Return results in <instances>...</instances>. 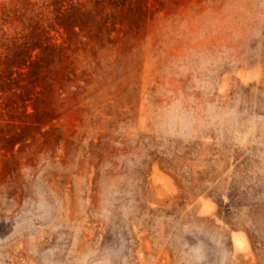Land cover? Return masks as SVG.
Here are the masks:
<instances>
[{
	"label": "rangeland",
	"instance_id": "1",
	"mask_svg": "<svg viewBox=\"0 0 264 264\" xmlns=\"http://www.w3.org/2000/svg\"><path fill=\"white\" fill-rule=\"evenodd\" d=\"M114 1L0 0L54 43L48 122L0 114V264H264V0Z\"/></svg>",
	"mask_w": 264,
	"mask_h": 264
},
{
	"label": "trees",
	"instance_id": "2",
	"mask_svg": "<svg viewBox=\"0 0 264 264\" xmlns=\"http://www.w3.org/2000/svg\"><path fill=\"white\" fill-rule=\"evenodd\" d=\"M63 1L55 0L56 4L59 3L56 7L55 23L68 32H77L76 26L82 30L86 14H92L93 11L79 9L77 13L74 4L63 7ZM109 1L119 4L114 0ZM94 3L105 6L106 0H94ZM96 14L99 15L100 12ZM100 18L102 19L101 16ZM55 23L51 26H55ZM40 35L39 26H34L29 36L25 35L23 39L17 36H3V39H0V48L5 45V53L0 51V114L8 115L7 123L17 122L22 130L31 126L40 128L48 122L45 117L49 111L41 108L37 102L39 93L42 92L38 86L49 77L51 71L42 54L54 46V43L50 41V36L42 40ZM29 105L32 106L31 111L28 110ZM32 117L35 118L26 119ZM18 141L20 138H13L14 144ZM0 148H3V145Z\"/></svg>",
	"mask_w": 264,
	"mask_h": 264
},
{
	"label": "bare ground",
	"instance_id": "3",
	"mask_svg": "<svg viewBox=\"0 0 264 264\" xmlns=\"http://www.w3.org/2000/svg\"><path fill=\"white\" fill-rule=\"evenodd\" d=\"M234 239H235V243H237L238 245L240 244V236L238 235L237 232H234ZM242 244V243H241ZM243 245V244H242Z\"/></svg>",
	"mask_w": 264,
	"mask_h": 264
}]
</instances>
